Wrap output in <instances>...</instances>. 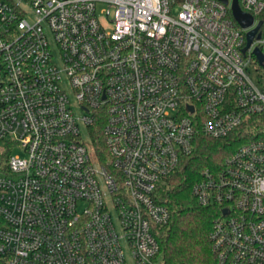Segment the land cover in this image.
I'll return each mask as SVG.
<instances>
[{
	"label": "built area",
	"instance_id": "1",
	"mask_svg": "<svg viewBox=\"0 0 264 264\" xmlns=\"http://www.w3.org/2000/svg\"><path fill=\"white\" fill-rule=\"evenodd\" d=\"M226 1L0 0V263L161 264L201 131L242 141L192 187L216 264H264V0H238L247 28Z\"/></svg>",
	"mask_w": 264,
	"mask_h": 264
},
{
	"label": "trees",
	"instance_id": "2",
	"mask_svg": "<svg viewBox=\"0 0 264 264\" xmlns=\"http://www.w3.org/2000/svg\"><path fill=\"white\" fill-rule=\"evenodd\" d=\"M104 122L99 119L88 129L89 145L102 163L107 159L102 135ZM241 142L236 135L214 139L198 132L194 153L164 185L171 220L159 228L157 235L161 264H216L210 235L221 211L218 207L200 205L192 194V187L203 168L219 166Z\"/></svg>",
	"mask_w": 264,
	"mask_h": 264
},
{
	"label": "water",
	"instance_id": "3",
	"mask_svg": "<svg viewBox=\"0 0 264 264\" xmlns=\"http://www.w3.org/2000/svg\"><path fill=\"white\" fill-rule=\"evenodd\" d=\"M225 3H228V2L225 0ZM232 12H233L234 18L242 27L247 28L253 24L254 18L250 14L245 13L240 9L239 4H238V0H234L233 5H232ZM261 25H262V23H259L258 27L248 34V42H247V46L244 49V51L247 50L250 47V45L252 44V42L255 38V35H256L258 29L261 27ZM260 37H261V35L258 34L257 38L260 39ZM255 54L261 63L264 62V56L262 55V53L258 49L255 50ZM190 111L191 112L193 111L192 107L190 108ZM223 213L226 214V213H228V211L224 210Z\"/></svg>",
	"mask_w": 264,
	"mask_h": 264
},
{
	"label": "rangeland",
	"instance_id": "4",
	"mask_svg": "<svg viewBox=\"0 0 264 264\" xmlns=\"http://www.w3.org/2000/svg\"><path fill=\"white\" fill-rule=\"evenodd\" d=\"M255 70L253 71V74H252V78L258 82L260 81L262 84H264V67L262 66H256V68H254ZM71 97V100L73 102V98L72 96ZM82 134L84 136L85 139H88V130L84 127H82ZM14 154L15 155H22V152L20 150V148H17L15 151H14Z\"/></svg>",
	"mask_w": 264,
	"mask_h": 264
}]
</instances>
